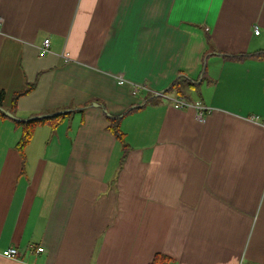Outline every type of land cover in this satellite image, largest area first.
Segmentation results:
<instances>
[{
    "label": "crops",
    "instance_id": "0c3cea01",
    "mask_svg": "<svg viewBox=\"0 0 264 264\" xmlns=\"http://www.w3.org/2000/svg\"><path fill=\"white\" fill-rule=\"evenodd\" d=\"M0 16L4 107L32 87L18 117L141 106L120 119L125 157L99 106L37 126L25 158L0 119V264H264V58L220 55L264 50V0H0ZM179 74L201 81L203 121L153 97Z\"/></svg>",
    "mask_w": 264,
    "mask_h": 264
},
{
    "label": "trees",
    "instance_id": "16d2710c",
    "mask_svg": "<svg viewBox=\"0 0 264 264\" xmlns=\"http://www.w3.org/2000/svg\"><path fill=\"white\" fill-rule=\"evenodd\" d=\"M220 55L227 57V58H230V59H245L248 57L264 58V50L251 52V53H243V54H238V55H230V54H225L222 52V53H220ZM200 82L201 81L193 80L184 74H179L163 92L168 93V94L173 92L177 95V97H181V98H184L185 100L191 101L187 97L186 92L189 89L190 90L198 89ZM31 89H32V87L30 86L25 91L16 94L14 97V100H13V107L10 109L4 107L3 101L5 98V92L3 90H0V107H3L5 109L9 110L11 113H13L15 116H17L15 113L17 99L20 96L29 92ZM156 96L157 95H154L153 97H156ZM94 103H97L99 105V107L102 108L103 112L105 113V115L109 119L110 125H109L108 129L115 136V138L119 142L122 143L123 149H124V156L123 157H125V154L128 151V144L126 142V135L120 127V119L124 114L129 113L130 111H133V110H135L141 106H132L128 110H126L122 116L121 115L113 116V115L108 113V111L106 110L105 106L102 103H100L98 101H92L89 104L84 105V106H70V107L60 109V110H56L54 112L31 114L28 118L33 117V116H37V115L51 114V113H56L59 111L68 110L66 112H63V113L56 115V116H53V117L30 119V120H25V121H20V120L10 118L3 111L0 110V119L8 118V119L12 120L17 125V127L21 128L22 134H21V137L17 143L16 148L20 152L21 156L23 158H25V149L29 145V143L31 142L37 126L45 124V123H49V124H51L52 128L54 129L61 122H63L66 118H70L72 116V114L77 113V112H82L86 107L94 105ZM169 261H171V258L166 257V256H162V255H157L152 264H164V263L169 262Z\"/></svg>",
    "mask_w": 264,
    "mask_h": 264
},
{
    "label": "built area",
    "instance_id": "2783aa9c",
    "mask_svg": "<svg viewBox=\"0 0 264 264\" xmlns=\"http://www.w3.org/2000/svg\"><path fill=\"white\" fill-rule=\"evenodd\" d=\"M3 18L0 16V26L2 24ZM254 33L256 35L260 34V27L258 25L254 26ZM50 45H51V41L49 38L45 39L42 46L39 48V52L41 55H46L48 53H50ZM120 84H126V81L121 79L119 80ZM140 87L135 86L132 94L136 95L139 91ZM157 96L166 98V99H170L172 102V105L177 108V109H194L196 111V118L198 120L203 121L205 119V117L207 116V114H209L211 112V108H209V106L205 105L203 102L201 101H188L185 100L184 98L181 97H175V98H171L168 96L167 93L164 92H156ZM45 249L44 247H38L37 251L38 252H43ZM3 255L9 258H17L19 255V251L16 247H10L6 250L3 251Z\"/></svg>",
    "mask_w": 264,
    "mask_h": 264
},
{
    "label": "water",
    "instance_id": "95a60500",
    "mask_svg": "<svg viewBox=\"0 0 264 264\" xmlns=\"http://www.w3.org/2000/svg\"><path fill=\"white\" fill-rule=\"evenodd\" d=\"M94 106H99V105L97 103H94ZM0 110L3 111L8 117L16 119V120H20V121H25V120H30V119H39V118L53 117V116H56V115H59V114H61L63 112L68 111V110H65V111H59V112L51 113V114H42V115H37V116L30 117V118H20V117L15 116L9 110H7V109H5L3 107H0Z\"/></svg>",
    "mask_w": 264,
    "mask_h": 264
},
{
    "label": "rangeland",
    "instance_id": "374dc122",
    "mask_svg": "<svg viewBox=\"0 0 264 264\" xmlns=\"http://www.w3.org/2000/svg\"><path fill=\"white\" fill-rule=\"evenodd\" d=\"M38 140V139H37Z\"/></svg>",
    "mask_w": 264,
    "mask_h": 264
}]
</instances>
